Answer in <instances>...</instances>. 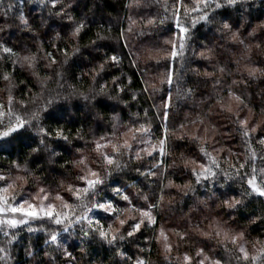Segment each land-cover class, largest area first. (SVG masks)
<instances>
[{
	"label": "trees",
	"instance_id": "1",
	"mask_svg": "<svg viewBox=\"0 0 264 264\" xmlns=\"http://www.w3.org/2000/svg\"><path fill=\"white\" fill-rule=\"evenodd\" d=\"M9 4L14 7L7 8L5 17V8ZM127 4L128 0H60L57 8L52 9L50 0L43 5L39 0H0V43L11 47L17 54L9 57L0 51V100L7 102L9 82L3 79L7 73L12 77L11 83L16 85L12 89L17 101L14 111L28 115L33 110H39L41 119L37 126L52 133L47 136L29 129L10 142L0 140V175L9 178L8 182L17 176L27 177L26 184L17 181V190L23 185L25 197L36 194L43 187L52 194V199L57 192L68 199L70 193L66 189L69 184L82 186L77 176L84 166L77 162L86 157L92 168L97 167L96 160L105 150H95L96 142L103 143L101 137L115 140L113 132L119 135L138 121L151 125L155 143L162 138L166 123L170 130L169 154L148 157L141 153L142 160H127V167L113 170L103 193L104 199L112 200L118 209H128L117 213L121 218H129V223L123 226L126 233L134 222L130 218H139V213L132 207L147 209L148 204L156 203L163 192V204L153 210L156 224L142 226L140 232L126 237L118 245H108L98 236H84L80 231L81 225L63 232L62 225L57 226L47 218L12 229L2 227L0 248H6L8 256L0 252V257H4L0 259V264H136L137 259L145 264H185V253L194 258L195 264L196 252L200 248H204L207 255L222 259L223 264H238L236 246L229 242L228 247L232 251H226L217 239L204 237L196 227L198 225L204 231H210L208 225L215 227L217 223L230 235L243 233L239 243L244 244L252 255H257L264 246V197L245 195L246 191H250L247 177H237L230 167L232 164L238 167L239 162L248 161L241 173L251 174L252 165H255L257 180L261 181L264 177L261 171L264 169V145L259 143V138L264 137V76L248 77L244 70L245 65L264 68V28L260 27L264 23V0H248L247 4L237 8L219 10L222 15H217L214 23L198 24L191 30L190 47L185 55L175 60L161 58L171 49V44L166 41L178 42L176 34L179 30L175 28L174 20H167L151 35L145 36L137 34L138 22L129 33L128 17L138 21L140 16L162 15L163 9L155 4L129 9ZM62 7L66 11L63 17L56 15ZM21 14L26 16L30 27L23 26L16 19ZM69 15L72 20L68 19ZM222 18L232 25L233 31H239L245 44L250 45V50L245 49L244 44L233 42L230 33L220 30ZM80 22L84 23V28L79 36H72V31ZM253 29L255 33L249 35ZM76 47L80 48V52L74 51ZM154 48L162 51L159 54L153 52L156 58L150 59L148 50ZM201 51L207 58L199 55ZM45 52L53 53L57 59L52 67L47 66L49 61ZM31 53L38 55L34 69L26 64L12 63L17 57ZM113 54L120 57L119 62H111ZM65 60L67 63H64ZM105 61L104 70L94 80L93 69H98V65ZM221 67L225 68L224 73L219 71ZM166 69L174 73L172 86L160 83ZM205 73H214L222 84L213 87V79ZM233 80L240 83L233 85ZM177 83L183 88H192L193 93L178 96ZM151 84H155L158 90L153 91ZM103 85L106 87L100 94ZM229 85L244 97L246 107L239 113L240 118L253 111L249 127L259 125L250 134V141L237 131L240 125L235 117L222 111L217 102L223 96L227 104L229 98L224 89ZM146 86L149 87L148 92L143 91ZM121 87L124 91H120ZM169 91L172 93V106L165 122L162 119L163 105ZM85 96L89 98L85 99ZM21 100L26 102V109L20 107L18 102ZM232 103L235 110L236 102L233 100ZM200 119L204 120L203 126L192 123ZM181 124L185 125L183 130L179 128ZM213 125L214 131L208 133V151L220 161L223 172L229 175L226 177L217 170V177L197 184L185 167L184 160L195 158L206 164L209 160L200 152L201 142L192 140L190 134L200 128V135H204L203 127L212 129ZM57 129L62 130L68 139L58 137ZM183 133L189 135L180 139ZM41 138L45 139V145L39 144ZM37 147L40 151L33 152L32 149ZM135 147L139 150L147 145L138 144ZM253 148L255 159L252 158ZM107 151L112 150L109 147ZM161 159L164 163L154 168L153 165ZM100 167L103 175L102 160ZM149 170L157 174L152 176ZM190 181L195 191L184 195L177 185ZM4 185L5 181H0V187ZM115 187L122 191L119 194L114 192ZM125 194L129 196L130 203L122 198ZM145 195L148 201H145ZM233 196L242 203L236 209H229L223 201ZM55 203L59 205L60 201ZM90 215L99 218L105 226L112 223L114 227H120L114 216L103 211L94 210ZM83 227L87 229L86 222ZM29 228L34 231H29ZM161 229L173 245L171 253L164 250ZM6 232L9 234L5 235ZM52 232H59L60 247L51 242ZM12 234L17 238L9 243ZM181 235L184 239H180ZM65 248L72 253V257L65 255ZM121 252L124 255H120Z\"/></svg>",
	"mask_w": 264,
	"mask_h": 264
},
{
	"label": "snow or ice",
	"instance_id": "2",
	"mask_svg": "<svg viewBox=\"0 0 264 264\" xmlns=\"http://www.w3.org/2000/svg\"><path fill=\"white\" fill-rule=\"evenodd\" d=\"M59 2L60 0H50L52 9H56ZM39 3L43 5L46 3V0H39ZM247 3L248 0H190V2H186V0H171V2L170 0H128L126 7L129 9L146 8L151 4H155L159 5L163 9V14L140 16L138 21L132 19V17H128L130 20V25L127 31L131 33L133 31L132 26L139 22L137 34L140 36L151 35L152 32L164 25L167 20H174L175 28L179 30V32L176 34L178 42L166 41V43L171 44V49L161 58L168 59L170 57L172 60H175L178 56L183 57L185 55L186 50L190 47L191 30L195 29L198 24H212L216 21L217 15H222L219 10L237 8L238 6H242ZM8 7H14V5L9 4L5 8V17H7ZM67 7H71V5H67ZM169 13H171V16H169ZM56 15L61 17L66 15L65 8H60ZM16 19H18L23 26L30 27L25 15L21 14L16 17ZM68 19L72 20L73 17L69 15ZM84 26L85 25L83 22L78 23L72 31V36H79ZM260 27L264 28V23H262ZM220 30L226 34L230 33V39L233 42L244 44L245 49L250 50V45L245 44L243 38L240 37L238 30H232V25L228 23L226 19H221ZM255 31L256 30L253 29V32L249 33V35H253ZM123 35L124 31L122 30L121 36ZM93 43H95V41H93ZM125 46H127L126 42ZM0 51L8 54L9 57L17 56L11 47H8L2 43H0ZM74 51L80 52V48L76 47ZM148 51L149 58L152 59L156 58L152 55V53L155 52L159 54L162 49L154 48L149 49ZM64 54L67 56V50H65ZM44 55L48 58V67H52V65L57 63V59L53 53L45 52ZM199 55L201 57L207 58L205 57L204 51H201ZM37 60L38 55L36 53H31L23 55L22 57H17V59L12 61V63L20 64L21 66L26 64L29 68L34 69L37 65ZM110 60L111 62L116 63L119 62L120 57L113 54L110 57ZM64 63H67V60H65ZM105 63H107V61L100 63L98 65V69H93V72L95 73L93 76L94 80L95 76L99 75L100 72L104 70ZM157 63H159V59H157ZM244 70L247 72L248 77L264 76V68L258 66L249 67L245 65ZM196 71L199 73V69H196ZM219 71L224 73L225 68L221 67ZM237 72H240L239 68H237ZM205 74L213 79V87H219L222 84V80L217 79L214 73ZM57 75L61 74L57 73ZM173 78L174 73L170 69H166V75L163 76V78L160 80V83H166L169 86H172ZM3 79L9 82V87L6 89L7 102L5 103L4 101L0 100V140L10 142L29 129L44 133L47 136L52 135V133L48 132L46 129L37 126L41 119L39 110H33L28 115H22L14 111V105L17 103V101L12 95V89L16 87V85L11 83L12 77L10 74L5 73L3 75ZM48 79H51V77H48ZM243 82L246 84L247 80ZM232 83L235 85L240 83V81L233 80ZM105 87L106 85L101 86L100 94H103ZM150 87L153 91L158 90L155 84H151ZM176 87L178 96H189L193 93L192 88H183L179 83H177ZM120 91H124L123 87L120 88ZM143 91L148 92L149 87L146 86ZM224 91L227 92L229 103L226 104L224 102V97L220 96L217 101L219 107L222 111L231 113L235 117V119L238 121V124L240 125L237 131H241L243 137L250 141V134L255 132L259 125H253L250 128L249 119L247 117L243 119L240 118L239 113L243 111L244 107H246L244 97L241 94L234 92L231 85L226 87ZM84 98L88 99L89 97L85 96ZM92 98L95 99V96ZM135 98L136 96L133 95V99ZM233 100L236 102L235 110L231 105V101ZM171 102L172 93L169 91L163 105L165 110L163 112L162 119L165 122L168 118V110L172 106ZM18 103L21 108H27L26 102L21 100ZM48 103H51V101H48ZM153 106L155 107V105ZM145 116H147V111H145ZM192 123H199L201 126H203L204 120L200 119L198 122L193 121ZM179 128L183 130L185 125L181 124ZM214 128V125L212 126V129L203 127L204 135H200V128H197L194 133L190 134L192 140L201 142L200 152L203 153L205 157H208L209 160V163L207 164L202 161H197L195 158H188L184 160L185 167H187L191 174L195 177V182L197 184L201 183L202 181L209 180L210 178L214 179L217 177V170H220V173L226 177L229 175L227 172H223L220 161L208 151V140L210 139L208 133L209 131H214ZM169 131L170 130L165 123L164 134L162 138L157 139L156 142L153 143L154 137L152 135L151 125L136 121L127 127L125 132L119 133V135H117L116 132H113V136H116L115 140L101 137L103 143L99 141L96 142L95 150L98 152H100L102 148L105 150L100 152V156L96 160L97 167L92 168L91 165L87 163L86 157H82L77 162L79 165L84 166L81 170V174L77 176V179L82 182V186L69 184L66 189V191L70 193L68 199H65V197L59 192L55 193L54 199H52V194L46 191L43 187L39 188L36 194L25 197L22 191L23 185H20L19 190H17V181H24L26 184L28 182L27 177L17 176L15 179H12L11 182H8L9 178L0 175V181H5V185L0 187V226H7V228L12 229L18 227L19 225L27 224L30 219L47 218L57 226L62 225L63 227L61 230L63 232H69L76 225H81L80 231L83 232L84 236H98L102 242H106L108 245H118L119 242L125 240L126 237H133L136 233L140 232L142 226L148 227L155 225L156 217L153 215V210L159 208L163 204V192H161V195L156 203L148 204L147 209L136 208L135 206L132 207L133 211L139 213V218H130L134 222L129 225L130 230H127L126 233L123 226L129 223V218H121V216L117 215V213L126 212L128 209H118L117 205L112 200L104 199L103 193L106 187V181H110V178L113 175V170L119 171L127 167V160H131L133 158L136 160H142L143 156L141 153L147 155L148 157H152L154 154H157L160 157H165L168 155L169 153L167 152V148ZM129 133H131L130 136ZM56 135L60 138H63L64 140L68 139V136L63 135V131L60 129L56 130ZM187 135L189 134L183 133L179 138L184 139ZM259 143L264 145V137L259 138ZM39 144L45 145V139L41 138L39 140ZM138 144L147 145V147L136 150L135 146ZM109 147L112 150L111 152L107 151ZM32 151L38 152L40 151V148H34ZM213 151H217V149L213 148ZM133 153H135L134 157ZM252 158H256V151L254 148L252 149ZM101 160L103 161V175L101 174L100 167ZM163 163L164 161L161 159L157 161L153 167L158 168ZM248 163V161H243L239 162L238 167L235 164L230 165V167L234 170L237 177L242 179L247 177V185L250 191H246L245 195L264 197V177H262L261 181L257 180V169L255 165H252L251 174L241 173V169H244ZM16 166L17 168L20 167L19 164ZM137 171H140V169H137ZM149 171L152 176L157 174L155 171ZM261 171L264 172V169H261ZM171 185L172 182L169 181V186ZM177 187L181 189L184 195L195 191L191 181L182 186L177 185ZM113 191L119 194L122 189L115 187ZM73 198L74 202H72ZM122 198L125 201H129L130 203V198L128 195L125 194ZM144 199L145 201H148L149 198L147 195H145ZM55 201H60V204L57 205ZM241 203L242 200L237 199L235 196L223 201V204L229 209H236L239 205H241ZM94 210H100L106 214L114 216L115 219L118 220L120 227H114L112 223H109L107 226H105L99 218H94L90 215ZM85 222L88 225L87 229L83 227ZM196 227L204 237L208 239H217L218 243H221L226 251H232V249L228 247L229 242L236 246L239 253V255L236 256L238 264H264V246L258 250L257 255H252L244 244L239 243V240L244 236L243 233L230 235L229 231L225 230L219 223H217L215 227L210 224V231H204L202 228H199L198 225ZM28 230L34 231L32 228H29ZM8 234L9 233L7 232L5 233V235ZM160 236L163 237L165 241V252L171 253L173 250V245L168 242L169 237L163 229L160 231ZM221 237L222 239H220ZM16 238L17 237L15 234H12V238L9 240V243H12V241ZM180 239H184V236L181 235ZM50 240L58 247L61 246L59 242V232H52L50 234ZM0 252L5 253V257L8 256L6 248H0ZM64 252L68 257H72V253L68 252L66 248L64 249ZM29 254L31 255V253ZM120 255H124V253L121 252ZM3 258L4 257H0V259ZM129 259H131V257H129ZM183 260L185 264H193L194 258L185 253ZM136 264H145V262L141 259H137ZM195 264H223V261L220 258H213L207 255L204 248H200L196 252Z\"/></svg>",
	"mask_w": 264,
	"mask_h": 264
},
{
	"label": "rangeland",
	"instance_id": "3",
	"mask_svg": "<svg viewBox=\"0 0 264 264\" xmlns=\"http://www.w3.org/2000/svg\"><path fill=\"white\" fill-rule=\"evenodd\" d=\"M227 103H229V100H228ZM231 105H232V107L234 106V104L232 103V101H231ZM247 117H248L249 120H252V118H253V111H249V112H247ZM261 120H262V117L259 119V122H260ZM26 197H27V196H26ZM44 219H46V218H44ZM35 220H38V219H30L28 223H30L31 221H35ZM28 223H27V224H28ZM23 225H25V224H23ZM209 225H210V224H209ZM209 225H208V227H209ZM19 226H21V225H19ZM2 227L6 228V229H9V228H7V226H0V228H2Z\"/></svg>",
	"mask_w": 264,
	"mask_h": 264
}]
</instances>
